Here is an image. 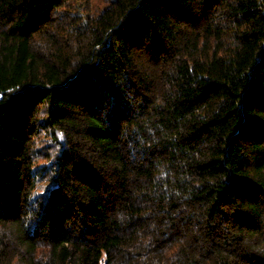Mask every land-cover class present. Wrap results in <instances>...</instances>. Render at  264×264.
Returning <instances> with one entry per match:
<instances>
[{
    "label": "trees",
    "instance_id": "obj_1",
    "mask_svg": "<svg viewBox=\"0 0 264 264\" xmlns=\"http://www.w3.org/2000/svg\"><path fill=\"white\" fill-rule=\"evenodd\" d=\"M91 3L0 0V264H264V0Z\"/></svg>",
    "mask_w": 264,
    "mask_h": 264
},
{
    "label": "rangeland",
    "instance_id": "obj_2",
    "mask_svg": "<svg viewBox=\"0 0 264 264\" xmlns=\"http://www.w3.org/2000/svg\"><path fill=\"white\" fill-rule=\"evenodd\" d=\"M110 0H92V10L90 11L91 13H97L100 11V9H103L109 2ZM47 142L45 141L44 142V145L46 144ZM43 142L41 140H39V144L37 147H41L43 146L42 145Z\"/></svg>",
    "mask_w": 264,
    "mask_h": 264
}]
</instances>
